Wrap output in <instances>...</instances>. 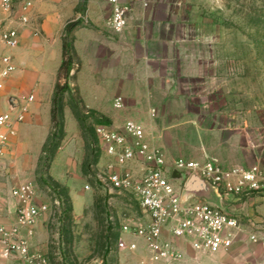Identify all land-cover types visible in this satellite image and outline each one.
<instances>
[{
  "label": "rangeland",
  "instance_id": "obj_1",
  "mask_svg": "<svg viewBox=\"0 0 264 264\" xmlns=\"http://www.w3.org/2000/svg\"><path fill=\"white\" fill-rule=\"evenodd\" d=\"M50 1L42 2L48 6ZM151 1L153 11L161 17L157 29L162 42L156 44L157 36L152 37L155 43L153 51L148 54L164 63L159 69L161 79L173 96L168 102H163L174 104L177 120L191 123V127L182 133L188 138L182 145L186 153L176 155L215 159L225 165H264V0ZM82 8L81 3L80 12ZM105 11L102 30L106 40L123 41L124 35L117 34L108 23L112 8ZM169 12L174 14L172 18H177L174 20L177 38L174 37L173 44L163 42L168 41L165 24L168 23ZM36 19L32 18L31 26L37 24V27L41 22ZM77 21L78 25L93 27L92 21L86 18ZM169 47L170 51H166L165 48ZM16 66L14 74L21 68L17 63ZM58 71L42 91L44 98L39 105L42 109L46 100L52 99ZM32 78H28L29 83L26 81L23 95L33 92L35 84H30ZM70 83L74 91L73 96L65 94L64 115L66 112L72 115L79 132L72 134L74 127L69 121L71 135L63 138L58 150L62 148L58 172L63 178L53 177L51 169L46 173V167L40 162L42 153L38 155L33 149L36 141L33 133H29L22 153L14 150L8 164L0 167V184L9 185V191L19 183L33 182L38 187L40 199L49 204V210L42 216L44 229L38 237L48 239V264H170L165 260H152L143 239H136L138 249L135 251L119 247L121 225L138 222L144 214L130 193L112 187L104 179L101 156L96 162L97 154H88L85 137L95 141L99 116L87 114V109L80 103L84 98L78 78ZM82 84L87 100L98 102L103 93H99L96 86L84 77ZM105 92L106 96L111 95V92ZM38 98L36 94L35 102ZM115 99L103 101L108 113L123 111L125 106L116 108ZM74 105L84 120L83 129L72 110ZM152 111L156 113L154 116L158 115L157 107ZM99 113L110 119L107 114ZM35 135L39 139L41 129ZM196 140L203 143L200 148L192 144ZM84 164H87L86 173L83 172ZM199 198L223 204L232 215L241 219L245 231L238 239H241L239 244L245 251L264 252V193L227 197L221 201L216 193L206 188ZM249 233H257L261 240L247 242ZM184 248V259L178 264H206L191 259V255L199 252L213 257L217 254Z\"/></svg>",
  "mask_w": 264,
  "mask_h": 264
},
{
  "label": "built area",
  "instance_id": "obj_2",
  "mask_svg": "<svg viewBox=\"0 0 264 264\" xmlns=\"http://www.w3.org/2000/svg\"><path fill=\"white\" fill-rule=\"evenodd\" d=\"M108 1L112 8L109 26L122 32L128 26L130 6L123 0ZM33 10L34 0H0V90L17 68L10 51L19 45L23 29L31 26ZM34 98L33 94L23 96L16 107L0 113V165L17 136L18 126L26 121ZM114 105L124 107V98L116 97ZM96 134L104 179L112 187L130 193L144 214L138 222L121 225V249L135 251L136 239H143L152 260L178 264L184 259V247L210 253L233 248L240 233L245 231L241 219L223 204L186 193V185L197 175L214 188L221 201L227 197L262 194L264 165H225L215 159L171 158L153 142L144 125L133 119L121 128L100 123ZM175 171L181 177L175 178ZM11 195L17 203L16 219L0 225L1 256L20 258L26 264H48L46 253L31 249L29 234L47 213L49 204L40 199L33 182L15 185ZM248 236L252 242L261 240L257 233Z\"/></svg>",
  "mask_w": 264,
  "mask_h": 264
},
{
  "label": "crops",
  "instance_id": "obj_3",
  "mask_svg": "<svg viewBox=\"0 0 264 264\" xmlns=\"http://www.w3.org/2000/svg\"><path fill=\"white\" fill-rule=\"evenodd\" d=\"M42 1L35 0L32 15L33 20L37 18L41 22H38L37 27V24H35L24 28L19 45L10 51L14 55L15 62L21 68L11 75L5 88L0 90V113L8 108L16 107L20 99L26 96L22 92L30 76L33 77L30 84H35V87L33 92L28 95L33 94L36 98L37 94L39 97L38 102H35L34 98V101L30 104L27 119L18 126L17 136L9 147L0 167L6 166V163L8 164L14 150L19 154L22 153L24 143L29 138V133H33L36 141L33 149L38 152V155L42 153L51 128L52 107V99L46 100L43 109L39 107L44 98L42 91L51 83L50 80L56 76L61 66L63 60L62 36L67 23L81 18L91 20L93 27L83 26L74 32L76 62L80 63V67L76 64L72 74L73 79L78 78L86 106L107 114L110 117L111 124L118 128H121L129 119L142 123L153 142L166 148L172 154V156L168 154L171 158L180 156L176 154H185L186 150L182 145L185 142L187 143V137L183 136L182 133L184 134L191 127V123L187 120H177L178 114L173 112L175 109L174 104L167 103L173 97L170 94V88L164 86L165 82L161 79L162 74L159 69L164 63L160 61V58L154 59L151 54H148L153 51L152 46L155 43L152 37L157 36L156 44L162 42L160 31L157 29L161 17L153 11L152 1L123 0L124 4L131 7V10L128 15L127 28L122 32H117V34L124 35L125 39L123 41L121 39L113 40L112 42L109 39L106 40L102 30L106 15L105 9L111 7L108 0H86L82 12L78 9L81 0H51L48 6ZM168 14V23L165 24V28L169 36L168 41L164 40L163 42L173 44L174 37L177 38L174 30V20L176 21L177 18H172L171 16L174 14L170 12ZM36 30L39 32L36 33ZM165 50L170 51V47L165 48ZM22 66H25V68H22ZM83 77L91 85L96 86L99 93H103L100 96L102 101L99 99L98 102L90 103L87 100L82 84ZM105 91L108 92L107 94L111 92V95L106 96ZM117 95L124 98L125 107L121 112L108 113L103 107V101L116 98ZM163 101L167 102L164 103ZM153 107H157L159 110L156 116L152 115ZM160 109H162V112H160ZM166 109L169 110L166 111ZM69 121L73 123L74 127L72 134H75V132L78 134L79 132L76 120H73L72 115L66 112V138L71 135L68 128ZM39 129H41V136L36 139L38 137L35 134ZM192 144H195L198 148L203 145L198 140ZM61 156L62 148L56 154L51 165V175L57 179L63 178V175L58 172V162ZM8 186L6 183L0 184V225L10 224L16 219L17 203L11 195L14 186L7 191ZM43 229L41 217L32 233L29 234V240L33 251L46 253L48 239H38ZM239 240L227 252H217L213 257L198 252L192 254L191 259L203 261L206 264H264L263 251H245L243 245L239 244ZM246 240L251 242L249 239ZM1 248L0 244V264H26L20 258L6 259L2 257ZM185 250L186 248H184Z\"/></svg>",
  "mask_w": 264,
  "mask_h": 264
},
{
  "label": "trees",
  "instance_id": "obj_4",
  "mask_svg": "<svg viewBox=\"0 0 264 264\" xmlns=\"http://www.w3.org/2000/svg\"><path fill=\"white\" fill-rule=\"evenodd\" d=\"M81 3L82 5L85 4L86 0H81ZM80 27H83V25H78L77 20L70 21L67 23L62 36L63 60L58 71V78L52 96L51 131L43 146L42 156L40 158L41 164L46 167L45 171L47 174L49 173L52 162L59 148L61 147V141L66 135L65 115H64V101L66 96L65 94L68 93L73 96L74 88L71 86L70 83L71 80L73 79L72 72L75 69L76 64H78L80 67V63L76 62V49L74 46L75 37L72 34ZM63 80L65 81L63 82ZM80 103L83 105L84 109H87L86 110L87 114H96L99 116V119H96L97 121H99L102 124H111V120L105 115L100 114L98 111L94 109H88L82 98L80 100ZM72 110L74 112L76 119L79 121L80 127L83 129L84 120L80 115V111H78L76 105L72 106ZM85 138H87L86 150L88 151V154H92L93 152L97 154V159H96L97 162L98 157L101 156V147L99 144L97 134H96V139L93 142L90 141L87 136ZM86 171H87V164H84L83 172L86 173ZM50 178L51 180L53 179L52 177ZM54 183L56 186L57 185L59 186L57 182Z\"/></svg>",
  "mask_w": 264,
  "mask_h": 264
},
{
  "label": "water",
  "instance_id": "obj_5",
  "mask_svg": "<svg viewBox=\"0 0 264 264\" xmlns=\"http://www.w3.org/2000/svg\"><path fill=\"white\" fill-rule=\"evenodd\" d=\"M174 177L179 178L181 175L175 171ZM206 188L211 189L215 193L214 188L210 184L202 180L199 176L194 175L186 185V193H192L200 197L202 191Z\"/></svg>",
  "mask_w": 264,
  "mask_h": 264
}]
</instances>
